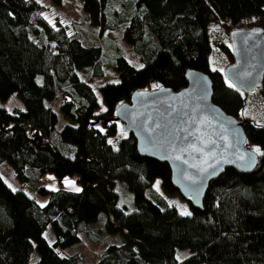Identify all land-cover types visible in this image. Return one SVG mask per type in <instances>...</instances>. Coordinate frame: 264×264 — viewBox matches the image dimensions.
Instances as JSON below:
<instances>
[{"label":"trees","instance_id":"obj_1","mask_svg":"<svg viewBox=\"0 0 264 264\" xmlns=\"http://www.w3.org/2000/svg\"><path fill=\"white\" fill-rule=\"evenodd\" d=\"M82 3L102 34L126 22L123 36L144 62L137 67L118 54V81L99 87L102 101L90 82L104 73L99 44H86L66 25L51 23L38 0H0V100L16 92L25 106L8 111L0 104V163L6 161L22 182L51 172L81 184L79 192L40 185L37 191L48 196L40 204L0 175V264H29L33 246L39 253L33 264L78 263L79 252L63 255L58 249L79 242L102 211L106 229L124 241L107 244L93 264H264L263 124L244 120L246 143L260 148L255 168L226 166L210 180L202 208L187 199L190 216L169 205L153 185L159 179L166 193L178 192L166 162L139 154L132 133L125 131L117 144L108 142L120 128L115 109L134 90L155 84L178 90L190 68L210 75L213 101L239 118L244 92L209 65L212 25L262 14L264 0ZM221 46L233 59L230 46ZM259 84L264 92V74ZM121 187L133 194L131 210L119 204ZM47 226L52 243L43 235ZM177 248L191 253L179 260Z\"/></svg>","mask_w":264,"mask_h":264},{"label":"water","instance_id":"obj_2","mask_svg":"<svg viewBox=\"0 0 264 264\" xmlns=\"http://www.w3.org/2000/svg\"><path fill=\"white\" fill-rule=\"evenodd\" d=\"M230 51L233 63L222 73L237 90L249 93L264 74V29H233ZM186 80L178 90L166 85L134 90L116 107L115 119L132 133L138 153L166 162L179 194L202 208L210 180L226 166L253 170L258 152L246 147L244 120L213 101L210 75L190 68Z\"/></svg>","mask_w":264,"mask_h":264},{"label":"rangeland","instance_id":"obj_3","mask_svg":"<svg viewBox=\"0 0 264 264\" xmlns=\"http://www.w3.org/2000/svg\"><path fill=\"white\" fill-rule=\"evenodd\" d=\"M44 7L43 15L51 23L60 22L66 25L69 33L80 37L86 44H99L102 49V67L104 73L102 75L93 76L90 78V82L95 88L99 100L102 101V95L100 86L106 82L118 81L113 61L118 54L124 55L131 63L137 67L144 65V62L139 58L138 54L134 52L130 43H128L124 36V28L126 22L121 23L113 31L101 33L95 30L90 23V17L83 9L82 0H61L60 3H56L53 0H38ZM254 26H260L264 29V13L254 14L245 17L237 23H231L229 21H222L212 25V37L210 39L211 50L209 53V65L212 69H217L221 72L225 68L233 63L231 59L223 50L221 42H225L230 46V32L233 29H246ZM83 75V70H79ZM36 79L41 82L42 76L37 75ZM155 84L153 88L156 89ZM244 106L241 110L239 119L251 120L253 122L264 125V92L262 85L259 84L256 89L249 93H244ZM0 104L5 106L8 111H12L14 107L25 109L24 103L16 92L12 93L6 100H0ZM58 110V108H56ZM60 121L59 125L65 121L59 113ZM126 135V132L122 128V122H120V128L115 136L109 137L112 143L117 144L119 138ZM246 147L255 151L259 146L252 142H247ZM260 149V148H259ZM0 175L5 182L12 189H21L28 195L37 200L40 204H45L48 201V196L41 195L37 188L40 185H45L50 189L56 190L60 188L71 189L81 188V184L76 181L72 176L68 175L60 181L54 173L46 172L31 177L29 180L22 182L16 179L13 169L10 165L3 161L0 163ZM65 181H74L75 184H68ZM35 185V186H34ZM154 187L166 198L169 205H173L179 212L187 210L191 212V206L187 199L183 198L179 192L166 193L159 179L154 182ZM120 193L119 204L126 202L128 204V210L133 209L134 201L133 194L128 188H119ZM106 213L100 212L98 219L94 222L87 224V230L80 233L81 240L68 247L58 249L63 255L79 252L81 254V260L76 264H93L97 259L101 250L109 243H121L124 241V236L119 233H111L106 229L105 225ZM43 235L46 237L49 243H52L55 239L54 233L50 226H47ZM94 236V239L92 238ZM191 251L189 248H177L175 255L177 259L181 260L188 255ZM39 258V253L35 246L31 251L29 257V264H33ZM202 264H206L203 262Z\"/></svg>","mask_w":264,"mask_h":264},{"label":"snow or ice","instance_id":"obj_4","mask_svg":"<svg viewBox=\"0 0 264 264\" xmlns=\"http://www.w3.org/2000/svg\"><path fill=\"white\" fill-rule=\"evenodd\" d=\"M141 67H143V65H141ZM229 86H230V87H235L234 84H229ZM156 87H159V85H156ZM102 131H103V129H102ZM108 142H109L110 144L112 143L111 140H109ZM255 151H256V152H260V149H259V148H256ZM261 154H264V153H261ZM252 162L254 163V157H253V159H252ZM65 182L68 183V184H73V185L75 184L74 181H65ZM14 190H15V189H14ZM73 190H74V191H77V192L81 191L80 188H74ZM181 215H184V216H190V215H192V213L189 212V211H187V210H184V211L181 212Z\"/></svg>","mask_w":264,"mask_h":264}]
</instances>
